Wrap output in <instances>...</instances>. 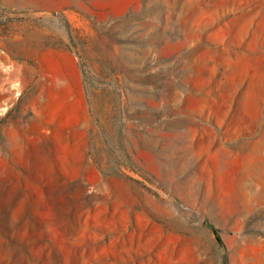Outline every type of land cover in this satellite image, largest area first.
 <instances>
[{"label": "rangeland", "instance_id": "rangeland-1", "mask_svg": "<svg viewBox=\"0 0 264 264\" xmlns=\"http://www.w3.org/2000/svg\"><path fill=\"white\" fill-rule=\"evenodd\" d=\"M0 264H264V0H0Z\"/></svg>", "mask_w": 264, "mask_h": 264}]
</instances>
